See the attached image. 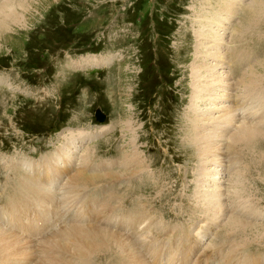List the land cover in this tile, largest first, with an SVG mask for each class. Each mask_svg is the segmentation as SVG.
Returning a JSON list of instances; mask_svg holds the SVG:
<instances>
[{"label":"rangeland","instance_id":"rangeland-1","mask_svg":"<svg viewBox=\"0 0 264 264\" xmlns=\"http://www.w3.org/2000/svg\"><path fill=\"white\" fill-rule=\"evenodd\" d=\"M251 1L237 7L240 10L231 14V23L223 22L228 28L223 42L229 47H244L242 50L251 58L250 63H244L247 67L262 64L256 73L263 74L260 94L264 101V15L254 25H262L260 32L243 30L238 43L232 38L235 28H244L250 22L242 16ZM199 3L200 0H26L22 4L25 13L13 4L21 24L10 23L0 34V192L7 176L13 175L11 166L17 164L14 167L20 169L31 161L34 169L30 173L27 168L25 178L35 183L44 196L51 194L53 200L61 191L70 189L64 187L70 177H85L76 192L99 191L103 194L101 203L112 199L109 206L119 207V220L108 225V230L120 232L134 242L145 241L147 231L152 232L149 239H155L158 231L170 234L166 230L171 226L183 224L192 229L200 243L206 240L201 247L210 251L226 237L228 249L219 257L227 259V253L232 257L234 250L246 256L248 247L250 251L264 252V140L256 148L236 145L228 149L229 138L240 128L236 123L227 131L229 140L223 136L215 146V152L220 147V154H224L218 157L219 171L214 165L219 159L207 162L206 156L199 154L201 135L197 136L192 121L197 120L196 128L218 121L223 112L217 108L225 101L220 90L216 101L212 98L197 103L194 97L197 86L192 68L205 59L198 37L202 29L196 15L200 13ZM232 58L229 55L228 62ZM91 59L90 67L87 62ZM245 67L240 69L245 72ZM225 72L230 74L227 67ZM238 90L236 94L233 90L232 95L240 97L242 89ZM230 102L227 106L235 108V102ZM96 109L107 116L105 123L94 120ZM62 151L68 154L70 163L61 170L66 175L56 178L51 164L58 155L62 156ZM234 157H238V163H230ZM30 158L39 159L33 162ZM45 158L48 161L44 162ZM126 158L135 159L131 163L135 166L125 167ZM203 167L213 177H203ZM38 179L46 182L44 187ZM237 187L240 190L236 193ZM207 191L224 193V209L217 213L219 205L205 197ZM100 208H95V215L83 209L84 213L76 217L83 218V226L97 225L90 215L96 217L98 212L99 216ZM127 213H143L147 220L144 218L139 225V219L125 218ZM74 216L62 220L58 228L77 224ZM231 217L239 218L248 227L231 230L227 226ZM126 222L132 226L130 233L117 230ZM154 223L158 226H152ZM6 228L18 231L13 225ZM19 232L16 233L23 236L20 239L30 240L37 247L36 232ZM36 257L31 258V264L39 260ZM251 262L264 264V255L256 254ZM95 263L105 264L100 258Z\"/></svg>","mask_w":264,"mask_h":264},{"label":"bare ground","instance_id":"bare-ground-1","mask_svg":"<svg viewBox=\"0 0 264 264\" xmlns=\"http://www.w3.org/2000/svg\"><path fill=\"white\" fill-rule=\"evenodd\" d=\"M25 1L26 0H0V34L2 31L6 29V27L9 26L10 23H17V24L20 23L18 20L20 19L19 18L20 15L18 16L16 14L17 12L15 13L17 9L13 11L12 6L13 4H15V6L21 8L20 10H22L23 12L24 7L22 8V4H24ZM245 3H246V0H224V1L223 0H219V1L218 0H200L199 9H198L200 10V13L196 14L198 15V18H197L198 27L205 29V31L204 30L202 31V29H200L199 35H198L200 42H201L200 47L204 49L202 52V57L205 59L199 60L198 61L199 64H197L196 67L192 68L193 70L192 72H194L195 74V78L194 77L193 78L197 86L196 94L194 97L197 100V103H201L202 101L209 100L212 98L214 101H216V100H219L217 90H220L222 92L220 96L221 97L225 96L224 97L225 101L222 103L220 107L217 108V110L223 112L222 115H220V118L219 119L217 118L218 121H215V122L210 121L212 123L210 125L203 126L204 128L199 127V125L196 128L198 124V123L196 124L197 120L193 119V121L192 120L191 121L196 124L195 125L193 123L194 124L193 129L195 130V132L198 133L197 136L201 135L200 138L197 137L198 141L200 139L201 141L195 142V143L198 142L197 146H199L198 147L199 148L198 150L200 151L199 154H201V156H206L204 160L207 162L208 160L215 162L217 159H219V161H216L214 163V165H216L217 167L216 171H219V167H220L219 164H220L221 157L220 158L218 157L223 156L224 154L223 152L220 154L221 152L220 147H219L220 149L219 148L216 149L218 153L215 152V148H216L215 146L216 145L219 146V142H220L219 140L221 139L222 141L223 136L226 137V135L228 134L227 133L228 129L233 127L236 123H239L240 128L236 131L235 134H232V136L229 138L230 142L227 147L228 149L233 150L236 145L244 146V147L246 146L247 148L249 147V149L253 147L256 148L257 143L260 140H264V108L260 106V105L264 106V101H262L263 96H261L260 94V90H262L261 89L262 80L260 78L263 74L257 75L256 73L257 71L256 69L259 66H262V64L257 63L256 66L253 65V66L247 67V65L244 63H247V62L250 63L251 58H250L249 53H245L242 50L244 47L240 44L233 45L234 44L233 42H232L233 44H231L233 46L229 47L230 44L228 46V43L226 44L225 42H223L224 34L226 33L228 29L226 28V25L223 22L231 23L232 22L231 14L235 13V10H240L239 8H237L238 6L244 7L246 5ZM231 9L233 10V12H231ZM212 15L218 16V19L211 18ZM263 15H264V0H252L249 3V6L245 8V13L242 16V18L247 17L248 20L249 19L251 20L249 23H247V26L243 25L244 28L243 27L240 28L241 25L235 28V30L232 32L234 33L232 36L233 41L235 43L239 42L240 38L242 37L243 30L245 31L249 30L251 32H256L257 30V33L260 32L262 25H258L257 28L254 25H257L256 23L258 22L260 23V20L261 18H263ZM240 23H241V20L238 23V25ZM250 25H251V28H250ZM206 28L210 29L209 32H206L208 31L206 30ZM229 55L233 56L232 62H228ZM91 62H92V59L87 62V65H89L90 67L92 65V64L90 65ZM98 64L99 62L94 63V65H98ZM243 66H246L245 68H247V71L244 72V69H240V67H243ZM225 67H227V69L230 70V74H227L228 72L227 73L225 72ZM222 69L224 71H222ZM241 72L242 74H240ZM219 73H223V74L219 75ZM232 79H235L236 82L233 83ZM238 88L242 89L241 96L246 95L245 97H241V96L239 97L237 95H232L233 90L236 91L235 94L237 92H240ZM229 102L230 104H233V102H235V108L233 109L229 108L227 106ZM192 111L196 113L195 108ZM236 112H239V114L236 115ZM237 116H239V120H242L241 122H239ZM255 118H257L256 119L257 121L255 122V124H251L252 121L255 120ZM248 119H251V121L250 120L248 121ZM211 120H213V118H211ZM205 132H209L210 135L209 134L207 135ZM194 138L196 137L194 136ZM226 138L228 139V137ZM195 143L194 144L192 143V144L195 145ZM235 151L233 152L236 153ZM61 155L62 156L58 155L57 159L52 161V164H51L53 167L52 173L54 171L56 178L59 175H60L59 177L63 175L62 173L64 172L61 171L62 168L68 163H70L68 159V154H66V152L64 153L62 151ZM131 157H133V155ZM135 159H131V158L127 159L124 162V166L127 167L128 165L133 163ZM238 160H239L238 157L237 158L234 157L232 160L230 159V163L232 162L238 163ZM43 161L44 162L48 161V158H45V160ZM20 164H22L21 161H20ZM16 165L17 164H14V166ZM14 166H11L13 175L11 177H9L8 175L7 178L5 179L4 190L2 194L5 192V190L10 189V188H11V191H14V192L35 191L41 195L40 199H43V201H40L39 199V203L44 204L45 201L48 199H49L48 200L49 203L47 202L45 207H41L38 205L37 207V211L39 212L38 221H33V222L26 224V230H22V231H29L27 232V234L30 233L32 235L34 232L37 233L35 236H36V241L38 242L34 241L35 239L32 240L33 242L37 243V247L31 244L30 240L23 241L22 239H20L19 236H21V238L23 236H22V233L19 234L20 233L19 231H16L19 233L11 232L12 231L11 229L4 227V225L0 223V264H31V261H32L31 258L32 257L35 258L36 255H38L39 260L36 259L38 261H35V264H99V263H95V260L97 258L98 259L100 258L101 263H105V264H151L150 261L147 260V258L144 256V252L142 251L140 252V250L141 249L145 250V253H148L151 250H152L151 252H154L156 248L158 247V243L160 242L159 238L164 236L163 234H161L162 231L164 230L158 231L159 232V237H157L158 240H156V238L149 239V236L152 234V232L147 231L146 235L144 236L145 241L134 242L133 239L127 237L126 235L125 236L122 235L120 232L117 233L115 232V230L113 231L111 229L108 230V225L112 226V224L115 221L119 220L116 214L119 207L116 208L113 206L112 207L109 206L110 204L113 203L112 199H108L107 202H104L105 200H102V203H101V198L103 199V196H102L103 194H101L99 191H97V193H91V194L76 192V189L79 187L78 183L84 182L85 177L76 175L74 177H70L71 179L69 181L67 180L68 179L67 178L66 180L68 182L66 183V186L64 187H70V189L68 191L66 190L61 191L60 196L53 197L54 198L53 200L51 194L45 193L44 191L45 193V196H44L43 192L40 191V189L36 187V185L35 186L33 185L35 183L31 184V182H29L30 179L25 178V176L27 175L25 173H28L27 168L29 169L30 173L32 169H34V164L31 161H26L25 163H23V166H21L20 169H16ZM132 166L134 167L135 165H132ZM204 169L205 168L203 167V170L201 173L203 177H206L207 180L208 178L213 177V175L211 174L208 175V173H206L207 171L205 172ZM46 174H47V168H45L44 170V175ZM113 178L116 179V176H114ZM90 179H92V181L93 179L97 180L94 177H91ZM211 181L213 182L214 180H211ZM51 183L52 185L54 184L53 182ZM213 184H217V183L213 182ZM236 185L238 186L241 184L237 183ZM95 187L99 188L101 186H95ZM238 190H240V187L235 192L237 193ZM101 192H102V189H101ZM205 195H204L205 197L209 198V201H213L212 203H214V201L217 202L216 204L219 205L218 206L219 209H216L217 213L219 210L224 209L222 208L223 206L222 197H224V193L219 194V191L217 193L214 191L212 193L209 192ZM34 199L37 200V197L35 196ZM52 205L53 207L47 216V213H46L47 208ZM71 206L72 207L74 206V212L72 213L75 215L74 217H76L79 214L84 213L83 209H85L89 213L94 212L95 208H97L98 206L102 208V209L100 208L101 209L100 214H104V216L100 214L99 216H97L98 212H97L96 217L94 216L95 212H94V215L93 213L91 214L92 216L89 214L90 218L96 219V221L95 220L94 221L97 223V225H91L90 227H87L86 225L83 226L81 222L83 221V218L81 219L79 217L78 219V217H76L74 219L77 222V224L75 223V224L67 226L66 228L59 229L58 231H53L50 235L42 239H38L39 235L43 232L44 229H51L53 227V224H55V222H62V220H64L66 216L68 215V213L71 211V208H70ZM216 210L214 211L216 212ZM217 213H214V215H217ZM224 213H225V210H224ZM134 215H135L134 218L139 219V225L143 224L144 221L147 220V217L143 213H137ZM6 216L7 215L5 214L3 218L6 219ZM127 216H130V215L125 214L124 217L126 218ZM42 218H43V221L39 222L40 220H42ZM230 219L231 220L227 226L231 230L246 229L245 227L247 225L241 222L240 220H238L239 218L231 217ZM21 221L23 225H25L24 224L26 223L25 220L21 219ZM100 223H103V224L101 225ZM152 226L157 227L158 223H154ZM36 229L38 231H36ZM157 230H160V229L158 228ZM179 232H182V231H179ZM225 238L226 237H224L223 239H220L219 242L216 245H214L213 249L209 252V255H211V259L213 258V256L217 257V255H221V253H224L225 250L228 249L225 247H228L226 245H228L229 242L225 240ZM231 253L233 254V256L239 255L235 253V250L232 251ZM227 255L228 256L226 260H229V259L233 260V257H231L228 253ZM239 256H237V258ZM242 263L247 264L245 260ZM250 263L252 262L250 261Z\"/></svg>","mask_w":264,"mask_h":264},{"label":"water","instance_id":"water-1","mask_svg":"<svg viewBox=\"0 0 264 264\" xmlns=\"http://www.w3.org/2000/svg\"><path fill=\"white\" fill-rule=\"evenodd\" d=\"M96 118H97V120L99 121H102L103 120V117L99 114V113H97L96 114Z\"/></svg>","mask_w":264,"mask_h":264}]
</instances>
